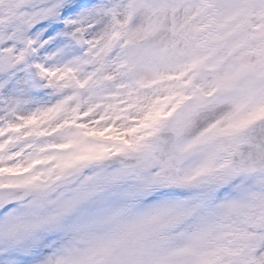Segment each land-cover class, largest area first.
<instances>
[{"label": "snow or ice", "instance_id": "obj_1", "mask_svg": "<svg viewBox=\"0 0 264 264\" xmlns=\"http://www.w3.org/2000/svg\"><path fill=\"white\" fill-rule=\"evenodd\" d=\"M0 264H264V0H0Z\"/></svg>", "mask_w": 264, "mask_h": 264}]
</instances>
